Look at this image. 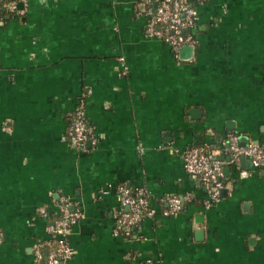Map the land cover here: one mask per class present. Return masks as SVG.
<instances>
[{
  "label": "crops",
  "instance_id": "1",
  "mask_svg": "<svg viewBox=\"0 0 264 264\" xmlns=\"http://www.w3.org/2000/svg\"><path fill=\"white\" fill-rule=\"evenodd\" d=\"M14 1L0 21V264H38L63 196L83 214L68 264H264V166L227 144L264 148V0H191L189 58L146 34L158 0ZM79 102L98 137L86 151L68 139ZM193 146L223 164L219 202L184 169ZM122 185L155 210L130 237L116 233ZM172 196L184 207L165 216Z\"/></svg>",
  "mask_w": 264,
  "mask_h": 264
},
{
  "label": "built area",
  "instance_id": "2",
  "mask_svg": "<svg viewBox=\"0 0 264 264\" xmlns=\"http://www.w3.org/2000/svg\"><path fill=\"white\" fill-rule=\"evenodd\" d=\"M1 2V0H0ZM2 7L0 4V15ZM198 11L191 0H158V5L146 26V34L164 40L173 49L175 56L179 57L183 46L196 48L197 37L194 30L198 24ZM123 74L129 71L124 58L120 59ZM68 139L74 146L87 150L88 144H96L98 137L94 126L86 120L84 104L79 102L75 109L72 122L68 128ZM228 150L237 161L242 156H248L257 166H264V148L256 143L242 144L235 133L227 135ZM183 166L187 173L199 178L210 188V197L205 201L219 202L221 191L224 188L223 164L215 160L203 147L193 146L183 154ZM134 195L133 189L128 185L120 186L121 201L130 208L123 213L117 223V234L132 236L136 225L146 217L155 215V210L148 208L149 201L144 190ZM167 208L163 210L165 216H172L184 207V198L172 196L166 199ZM82 212L67 196L61 198L60 215L55 222L49 224L48 232L51 240L57 246L50 253L43 255L41 245L36 249L38 264H68L74 254V247L69 242L72 227L82 219Z\"/></svg>",
  "mask_w": 264,
  "mask_h": 264
},
{
  "label": "trees",
  "instance_id": "3",
  "mask_svg": "<svg viewBox=\"0 0 264 264\" xmlns=\"http://www.w3.org/2000/svg\"><path fill=\"white\" fill-rule=\"evenodd\" d=\"M0 4L2 7V12L0 15V21L2 19H4V17L6 15L16 16L19 14V12H16L17 11V4L14 0H1ZM73 116H74V114L72 115V117L69 120L70 123L72 122ZM134 195L136 197H138L137 192L134 193ZM148 208H150V205L148 206ZM56 246H57V243L54 240H51L49 242L42 241L41 242V250L43 252V255L50 253V251L55 249Z\"/></svg>",
  "mask_w": 264,
  "mask_h": 264
},
{
  "label": "water",
  "instance_id": "4",
  "mask_svg": "<svg viewBox=\"0 0 264 264\" xmlns=\"http://www.w3.org/2000/svg\"><path fill=\"white\" fill-rule=\"evenodd\" d=\"M194 50H195V48L193 46H189V45L183 46L181 49V52H180V57H184V58L188 57L189 58V57H191ZM194 112L195 111H192V113H194ZM242 144H245V143L242 142ZM88 145H90V143ZM247 159L250 160L251 162H253L252 159L248 156L240 157L241 162H243L244 160H247ZM223 191L225 192L224 189L222 190V193H223Z\"/></svg>",
  "mask_w": 264,
  "mask_h": 264
}]
</instances>
